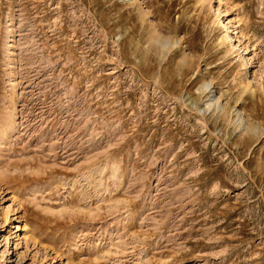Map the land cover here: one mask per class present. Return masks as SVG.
<instances>
[{"label":"rangeland","instance_id":"rangeland-1","mask_svg":"<svg viewBox=\"0 0 264 264\" xmlns=\"http://www.w3.org/2000/svg\"><path fill=\"white\" fill-rule=\"evenodd\" d=\"M222 1L0 0V264H264V0Z\"/></svg>","mask_w":264,"mask_h":264},{"label":"bare ground","instance_id":"bare-ground-1","mask_svg":"<svg viewBox=\"0 0 264 264\" xmlns=\"http://www.w3.org/2000/svg\"><path fill=\"white\" fill-rule=\"evenodd\" d=\"M202 1V0H200ZM204 1V0H203ZM219 4L221 5V3L223 2L222 0H218ZM220 19V18H219ZM144 21H147V13L144 14ZM220 22V21H219ZM146 23V22H145ZM227 28V27H226ZM229 29V28H228ZM227 30V29H226ZM230 32V31H229ZM225 41H227L228 43L231 42V50L234 51L233 53L236 54L237 51H239L240 48H243L242 45H239V43L237 45H235L232 41V37L229 35L228 31L226 32V37L224 38ZM163 47H166L168 45H170V40L169 39H165L163 40ZM180 42V41H179ZM5 43V42H4ZM177 43V42H176ZM223 43V42H222ZM230 48V47H229ZM235 56V55H234ZM236 56H239L238 54H236ZM241 57V55L239 56ZM242 58V57H241ZM202 91H208L210 94L208 95V102H207V107L205 108L206 110H209L211 107H220L221 111H223L225 109V107L223 106V104H221V96H216L214 94V91H212V88H211V83L210 82H205L203 84V89ZM16 108V107H15ZM15 110V109H14ZM235 112L237 113L238 115V120L237 121H242L241 123H243V119L244 117L242 116V113L240 110L238 109H234ZM16 111V110H15ZM10 211H6V215H5V219L7 220L6 221V224L9 223V221L11 220L12 218V214L10 215ZM30 223V222H29ZM25 225L23 226L24 227V239H26V241H33L34 243H36V238L33 236L32 232L35 231L33 229V231H31L32 229H30V226L29 228H27V223H24ZM11 227V226H9ZM19 232V231H18ZM16 233V232H15ZM41 233V232H40ZM34 234H37V233H34ZM18 235V234H17ZM39 235H42V234H39ZM38 235V236H39ZM19 236V235H18ZM37 237V236H36Z\"/></svg>","mask_w":264,"mask_h":264}]
</instances>
